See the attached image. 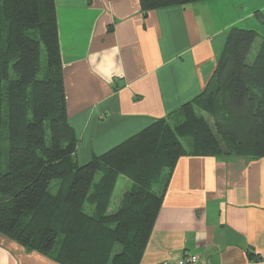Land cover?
Instances as JSON below:
<instances>
[{
	"label": "trees",
	"instance_id": "16d2710c",
	"mask_svg": "<svg viewBox=\"0 0 264 264\" xmlns=\"http://www.w3.org/2000/svg\"><path fill=\"white\" fill-rule=\"evenodd\" d=\"M191 1L139 0L143 12ZM76 146L54 0H0V233L59 264H138L179 157H264V37L230 28L202 94L84 164ZM119 175L130 185L108 213Z\"/></svg>",
	"mask_w": 264,
	"mask_h": 264
},
{
	"label": "crops",
	"instance_id": "0c3cea01",
	"mask_svg": "<svg viewBox=\"0 0 264 264\" xmlns=\"http://www.w3.org/2000/svg\"><path fill=\"white\" fill-rule=\"evenodd\" d=\"M81 165L202 94L228 31L264 37V0H54ZM264 264V157L178 158L138 264ZM0 264H59L0 233Z\"/></svg>",
	"mask_w": 264,
	"mask_h": 264
},
{
	"label": "rangeland",
	"instance_id": "374dc122",
	"mask_svg": "<svg viewBox=\"0 0 264 264\" xmlns=\"http://www.w3.org/2000/svg\"><path fill=\"white\" fill-rule=\"evenodd\" d=\"M255 53V48H253L248 56V61H251L253 59ZM200 114L202 116H204V118L207 120L209 126L213 129L212 126V120L209 117V115L200 112ZM168 123L170 124L171 127L175 128L178 124L181 123L182 121V117L179 114H173L171 116L168 117ZM182 141L184 144H189V137L188 136H183L181 137ZM98 175L96 174L95 179H97ZM130 185V181L125 178L122 175H119L116 179L115 185H114V189L111 193V196L109 197V205L108 208L106 209L108 213L113 212L117 206L119 205L123 194L125 193V191L128 189ZM58 187V181L57 180H53L50 185H49V190L50 192L55 193L56 189Z\"/></svg>",
	"mask_w": 264,
	"mask_h": 264
},
{
	"label": "built area",
	"instance_id": "2783aa9c",
	"mask_svg": "<svg viewBox=\"0 0 264 264\" xmlns=\"http://www.w3.org/2000/svg\"><path fill=\"white\" fill-rule=\"evenodd\" d=\"M196 262H197L196 255H184L176 262V264H196Z\"/></svg>",
	"mask_w": 264,
	"mask_h": 264
}]
</instances>
